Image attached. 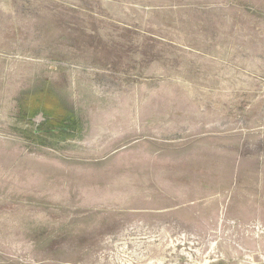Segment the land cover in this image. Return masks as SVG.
Returning a JSON list of instances; mask_svg holds the SVG:
<instances>
[{
  "label": "rangeland",
  "instance_id": "374dc122",
  "mask_svg": "<svg viewBox=\"0 0 264 264\" xmlns=\"http://www.w3.org/2000/svg\"><path fill=\"white\" fill-rule=\"evenodd\" d=\"M0 264H264V0H0Z\"/></svg>",
  "mask_w": 264,
  "mask_h": 264
},
{
  "label": "trees",
  "instance_id": "16d2710c",
  "mask_svg": "<svg viewBox=\"0 0 264 264\" xmlns=\"http://www.w3.org/2000/svg\"><path fill=\"white\" fill-rule=\"evenodd\" d=\"M50 95L52 94H50L49 91H41L39 97L32 96L31 103H28V107L25 108V111L29 117H34L38 113L43 114L46 125L50 129L64 131V128H68V126L64 125L65 119H68L71 114L63 113L59 109V103H57L56 106H53V104H51L53 97H50ZM72 120L74 121V119Z\"/></svg>",
  "mask_w": 264,
  "mask_h": 264
}]
</instances>
